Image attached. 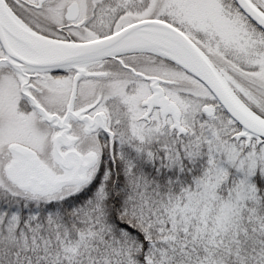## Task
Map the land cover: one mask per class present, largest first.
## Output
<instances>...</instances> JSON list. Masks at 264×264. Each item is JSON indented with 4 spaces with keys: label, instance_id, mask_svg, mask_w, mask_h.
Returning <instances> with one entry per match:
<instances>
[{
    "label": "snow or ice",
    "instance_id": "6c2138e0",
    "mask_svg": "<svg viewBox=\"0 0 264 264\" xmlns=\"http://www.w3.org/2000/svg\"><path fill=\"white\" fill-rule=\"evenodd\" d=\"M0 264H264V0H0Z\"/></svg>",
    "mask_w": 264,
    "mask_h": 264
}]
</instances>
